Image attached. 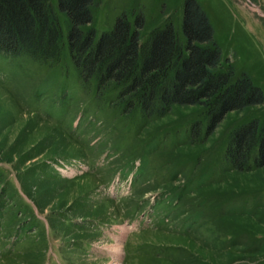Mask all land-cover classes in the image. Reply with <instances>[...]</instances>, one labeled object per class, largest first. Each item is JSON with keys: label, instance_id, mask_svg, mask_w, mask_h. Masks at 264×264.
I'll list each match as a JSON object with an SVG mask.
<instances>
[{"label": "rangeland", "instance_id": "obj_1", "mask_svg": "<svg viewBox=\"0 0 264 264\" xmlns=\"http://www.w3.org/2000/svg\"><path fill=\"white\" fill-rule=\"evenodd\" d=\"M198 1L223 68L264 92V0ZM184 2L96 0L87 30L99 38L143 15V39L173 23L183 40ZM58 14V59L0 51V264H105L101 234L138 242L112 264H264V167L240 172L227 157L264 105L228 113L209 135L201 108L149 118L114 82L83 78Z\"/></svg>", "mask_w": 264, "mask_h": 264}, {"label": "trees", "instance_id": "obj_2", "mask_svg": "<svg viewBox=\"0 0 264 264\" xmlns=\"http://www.w3.org/2000/svg\"><path fill=\"white\" fill-rule=\"evenodd\" d=\"M96 0H0V51L58 59L64 34L59 20L67 19L68 45L87 81L98 87L114 82L123 88L128 108L139 105L145 116L159 118L174 105L201 108L207 134L230 112L264 105V92L244 73L223 68L222 50L210 19L198 0H185L182 40L173 23L143 39V15L132 23L120 16L109 32L97 38L93 7ZM201 126V122L198 124ZM229 162L237 171L264 167V121L255 119L232 135Z\"/></svg>", "mask_w": 264, "mask_h": 264}, {"label": "clouds", "instance_id": "obj_3", "mask_svg": "<svg viewBox=\"0 0 264 264\" xmlns=\"http://www.w3.org/2000/svg\"><path fill=\"white\" fill-rule=\"evenodd\" d=\"M128 243H138L134 240H128L124 243H120L114 239H111L110 236H105L104 234H101L94 242V247L96 250L103 251L106 253H109L104 259L105 264H112V256L119 253L121 249L125 248Z\"/></svg>", "mask_w": 264, "mask_h": 264}]
</instances>
